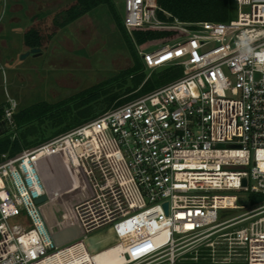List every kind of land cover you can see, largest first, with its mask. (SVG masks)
I'll return each instance as SVG.
<instances>
[{
	"label": "built area",
	"instance_id": "2783aa9c",
	"mask_svg": "<svg viewBox=\"0 0 264 264\" xmlns=\"http://www.w3.org/2000/svg\"><path fill=\"white\" fill-rule=\"evenodd\" d=\"M235 2L228 22L186 24L160 19L158 0H125L130 33H182L139 49L145 68L183 74L3 155L0 264H96L91 240L107 232L123 264H264V202L251 203L264 197V0Z\"/></svg>",
	"mask_w": 264,
	"mask_h": 264
},
{
	"label": "rangeland",
	"instance_id": "374dc122",
	"mask_svg": "<svg viewBox=\"0 0 264 264\" xmlns=\"http://www.w3.org/2000/svg\"><path fill=\"white\" fill-rule=\"evenodd\" d=\"M29 1L0 0V108L15 104L17 112L38 102L57 103L133 65L107 5L58 28L56 20L61 21L62 12L77 0H33L37 1L35 5ZM114 2L124 18L125 0ZM31 28L39 30L44 39L39 53H30L32 48L25 44V35ZM159 71L146 69L147 77ZM104 108V103L97 106L98 112ZM243 212L222 214L228 219ZM227 230L230 229L223 232ZM99 234L95 235L101 240L95 246L96 263H124L123 249L117 244L108 246L111 232Z\"/></svg>",
	"mask_w": 264,
	"mask_h": 264
},
{
	"label": "trees",
	"instance_id": "16d2710c",
	"mask_svg": "<svg viewBox=\"0 0 264 264\" xmlns=\"http://www.w3.org/2000/svg\"><path fill=\"white\" fill-rule=\"evenodd\" d=\"M100 5H107L129 53L133 65L116 77L99 83L68 99L57 103L38 102L20 108L15 115V127L3 123L6 108H0V162L3 155L14 157L24 149L33 148L52 138L82 126L100 115L127 104L145 94L161 88L181 76V69L168 67L147 77L139 49H149L167 43L182 35L172 29L134 28L130 33L114 0H77L56 20L63 28L83 17ZM158 16L164 21L178 19L182 23L228 22L236 16L235 0H158ZM167 14L170 15L168 17ZM41 32L31 28L25 35L29 48L43 47ZM105 108L98 112L97 106ZM264 197L252 196V205L263 203Z\"/></svg>",
	"mask_w": 264,
	"mask_h": 264
},
{
	"label": "water",
	"instance_id": "95a60500",
	"mask_svg": "<svg viewBox=\"0 0 264 264\" xmlns=\"http://www.w3.org/2000/svg\"><path fill=\"white\" fill-rule=\"evenodd\" d=\"M40 51H41L40 48H32L31 51H30V53H31V52H32V53H39ZM245 183H246V180H244V184H245ZM46 200H47V197H46V196H43V197L39 198V199L36 201V203H37V204H40V203L45 202ZM167 207H168V205L166 204V205H165L166 210H167Z\"/></svg>",
	"mask_w": 264,
	"mask_h": 264
},
{
	"label": "bare ground",
	"instance_id": "6f19581e",
	"mask_svg": "<svg viewBox=\"0 0 264 264\" xmlns=\"http://www.w3.org/2000/svg\"><path fill=\"white\" fill-rule=\"evenodd\" d=\"M91 242H92V246H99L100 244H101V240H100V238H98V237H95V238H92V240H91ZM119 246V248L120 249H123L122 248V246H120V245H118ZM96 261V260H95ZM97 264V263H96ZM123 264V263H122Z\"/></svg>",
	"mask_w": 264,
	"mask_h": 264
},
{
	"label": "crops",
	"instance_id": "0c3cea01",
	"mask_svg": "<svg viewBox=\"0 0 264 264\" xmlns=\"http://www.w3.org/2000/svg\"><path fill=\"white\" fill-rule=\"evenodd\" d=\"M29 2H31L34 5L37 4V1L30 0ZM28 49H29V47H28Z\"/></svg>",
	"mask_w": 264,
	"mask_h": 264
}]
</instances>
